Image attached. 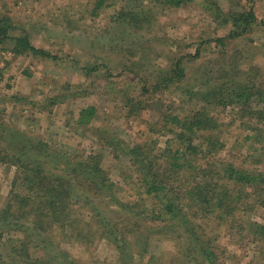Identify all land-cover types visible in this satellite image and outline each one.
Segmentation results:
<instances>
[{"label": "rangeland", "instance_id": "rangeland-1", "mask_svg": "<svg viewBox=\"0 0 264 264\" xmlns=\"http://www.w3.org/2000/svg\"><path fill=\"white\" fill-rule=\"evenodd\" d=\"M94 1L0 0V15L7 16L13 26L10 34L26 35L34 47L52 55V58L29 53L15 56L9 51L11 44L0 46V132L3 131L5 137H11L15 131L26 133L74 154L100 152L110 178L121 184L126 161L122 157L117 160L113 147L106 146V141L115 140L123 147V144L152 140L157 148H162L169 137V133L160 128L164 125L163 113L170 110L174 115L183 116L191 111L196 100H191L188 92L206 80L204 73L232 66L240 70L237 73L242 79L243 72L249 75L264 71V0H191L180 7L163 5L160 0H135L151 22L142 29L123 28L112 21L114 12L124 1L106 0L104 6L92 14ZM214 4L222 14L252 9L257 18L251 25V33L228 40L220 56L213 51L211 40L225 37L232 27L224 17L213 15ZM196 52L199 53L196 58H187L188 54ZM180 58L186 73L184 80L169 84L167 89L165 86L162 93H148L152 95L149 100L137 97L144 81L154 85ZM94 67L96 69L91 70ZM132 68L136 76L128 71ZM202 87L210 88L207 84ZM128 98L141 102L134 104L131 115L125 106ZM88 106L95 107V120L87 126L77 125L79 111ZM216 111L220 134L226 143L221 158L239 164L250 152H258L255 147L261 144L245 139L252 135L250 130L241 129L229 108L223 113L221 108ZM248 159L244 163L248 169L264 168L258 157L255 156V163ZM13 177L14 168L0 163V211ZM121 185L119 197L130 199ZM99 210L102 216L115 219L109 209L100 206ZM90 213L86 208L80 210L79 215L82 220H88ZM242 220L241 236L246 233V221L264 223V209L254 208ZM200 225L207 234L215 229L211 237L218 249V264H264V252L258 254L261 244L248 242L250 235L233 244L225 226L216 228L212 222ZM24 228L30 235L29 257L25 259L28 264L32 261L61 264L58 251L68 254L79 264H119L110 236L84 245L69 239L60 241L58 236L43 241L45 238L32 231L29 224ZM153 238L149 241L152 262L148 261L146 253L139 258L136 253L139 249L135 248V252H129L132 255L130 264H166L169 255L174 256L178 248L173 238ZM19 239H23L22 233L8 231L0 224V256L6 264H14L10 260L12 245L19 246ZM135 241L132 235L130 243Z\"/></svg>", "mask_w": 264, "mask_h": 264}, {"label": "trees", "instance_id": "trees-1", "mask_svg": "<svg viewBox=\"0 0 264 264\" xmlns=\"http://www.w3.org/2000/svg\"><path fill=\"white\" fill-rule=\"evenodd\" d=\"M122 1L112 21L123 28L142 29L145 24H151L135 0ZM160 1L169 7H180L191 0ZM105 2L95 0L92 14H96ZM213 15L224 17L232 27L225 37L211 40L213 51L219 56L228 40L251 33V25L257 22L252 9L222 14L214 4ZM11 29L9 18L0 15V46L11 44L12 55L29 53L52 58L47 51L34 47L28 36L11 35ZM145 50L146 47L143 52ZM198 54H188L187 58L194 59ZM181 60H175L171 70L160 76L154 85L144 81L137 97L149 100L154 93H162L165 86L167 89L169 84L184 80L186 73ZM134 68L137 67L134 65ZM132 70L128 69L136 76ZM237 71L240 70L232 66H221L217 71L210 69L204 73L206 80L188 92L189 98L196 100L191 111L183 116L174 115L170 110L163 113L164 125L160 128L169 133V137L162 148H157L152 140L123 144V147L115 140L106 141V146L113 147L115 158L122 157L126 161L122 185L110 178L100 152L74 154L26 133L15 131L11 137H5L1 131L0 163L12 166L14 177L0 211V224L8 231L23 234V239L18 240L19 246L12 245L10 260L14 264H28L25 259L29 257L30 235L24 228L26 224L43 236V241L58 236L60 241L69 239L92 245L110 236L119 264H130L132 255L129 252H135V248L139 249H136L139 258L146 253L151 263L154 257L149 253V241L155 236L175 240L178 249L173 257L169 255L166 264H218V249L211 237L215 229L207 234L200 225L208 222L214 223L216 228L225 226L233 244L250 235L248 242L260 243L258 254H263L264 223L246 221L245 235L239 233L243 228L242 219L248 212L257 207L264 209V168L244 166L248 158L255 163V156L264 163V71L249 75L243 72L242 79ZM204 84L210 88L202 89ZM134 104L141 102L133 98L126 100L130 115L134 113ZM217 108H221L222 113L229 108L241 129L250 130L252 135L245 139L261 144L255 147L258 152H250L239 164L220 156L226 143L220 134ZM95 118V107L88 106L79 111L76 123L87 126ZM120 185L130 199L119 197ZM97 202L109 209L115 219L102 216ZM86 208L92 213L88 220H82L80 210ZM132 235L136 239L134 244L130 243ZM58 260L61 264H79L62 251H58ZM30 263L36 264L35 261ZM0 264H6L1 256Z\"/></svg>", "mask_w": 264, "mask_h": 264}]
</instances>
